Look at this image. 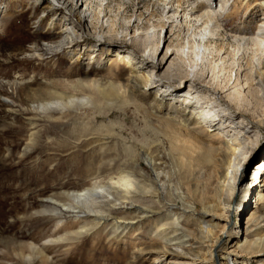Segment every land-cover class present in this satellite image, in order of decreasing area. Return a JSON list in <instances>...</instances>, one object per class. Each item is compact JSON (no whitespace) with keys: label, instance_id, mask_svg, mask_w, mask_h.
I'll return each mask as SVG.
<instances>
[{"label":"bare ground","instance_id":"bare-ground-1","mask_svg":"<svg viewBox=\"0 0 264 264\" xmlns=\"http://www.w3.org/2000/svg\"><path fill=\"white\" fill-rule=\"evenodd\" d=\"M56 1L61 2L63 6L47 1L46 8L59 10L64 7L69 12L76 13L80 7L84 6L85 22L94 20L92 28L99 30L95 33V37L108 42L116 40V35H120L122 39L129 36L130 42L139 47L148 58L157 55L159 40L163 38L167 45L158 67L160 68L169 60L166 69L168 76L178 79L185 85L190 81L189 75L192 74L198 80L203 78V81L214 86L215 89H223L231 84L232 87L228 90L232 89V92L227 95L231 102H234L238 109L243 108L245 111L252 114L259 113V117H264V27H262L264 0H245V9L249 8L251 1H255V4L258 1V9L261 10L263 20L258 26L256 25L257 27H251V24L245 21L242 25H233L239 16L240 9L235 6L228 12L224 4L229 0H224V3H220L217 8L216 3L213 6L211 3L200 0H158L162 3V14L157 17L156 22L146 25L151 19L156 18L152 12L145 17L140 12L137 15L133 13L132 16L136 17L134 22L140 21L143 17L144 24L140 26L138 23L130 25L128 20L130 18L120 15V11L110 16L111 4L114 0ZM143 1L128 0L134 9L137 8L136 10L140 8ZM239 1L241 0L237 2ZM118 4L123 5L121 2ZM94 5L97 11L93 8ZM224 19L227 20V24L223 29L225 33H228L231 41L230 51L225 48L224 36L220 33L222 28L220 21ZM126 20L128 25L124 24ZM130 26L133 31L129 30ZM63 27L70 30L71 41L80 39L76 23L66 20ZM227 27L229 30H226ZM63 44L62 40L57 39L52 41L49 47L61 48ZM115 51L117 57H120V50ZM120 59L123 60V57ZM140 62L139 66H135L137 70H131V76L123 81L105 75L102 79L75 80L77 83L70 87L73 89L72 92L57 89H49L41 94L34 92L36 104L32 109L30 108V111L37 114L40 112L63 113L75 106L92 111L93 107L107 103L131 105L146 118L148 124L154 125L153 119L157 122L160 133L169 138L172 149L181 151L178 152V157L175 158L176 156L174 157L171 152H154L153 144H138L136 140H124L121 131L117 130V126L112 123L95 126L94 119L97 115L93 114V120L78 124L80 137L84 136L85 140L82 144L94 143L103 147L110 145L127 152H115L108 164L98 163L97 166L86 169L73 167L74 176L80 177L82 184L72 185L69 181L61 183L60 192L56 195L33 197L34 201H30L28 197H17V192L22 190L23 186L26 187L22 185L23 183L15 186L13 182L0 180V195L5 196L2 200L5 205L0 203L1 217H12L16 221L28 222L30 225L38 224L44 228H48L52 222L61 223V220L68 218L73 225L64 230L60 229L61 227L55 229L46 236L47 240L41 243L39 242L42 239L37 236L32 237L31 243L22 246L20 244L18 248L12 250L13 254L7 253L6 257H11L17 261V264H57L54 261L56 258L67 263V259L61 256L83 251L84 242L81 243L79 240L88 237L100 227L106 226L108 238L119 239L123 233L125 237L137 232L140 229L138 225L151 217L155 219L152 236L159 240L154 241L147 249L153 248L165 253V259L158 260V264H166V262L167 264H210L213 247L220 242L219 233H226L228 236L231 229L230 225L226 228L227 221L221 223L222 216L228 211V205L227 207L224 205V199L228 195L231 197L237 188L240 181V167L253 154L257 132H253L250 136L251 131L248 130L245 132L246 136L241 138L231 134L232 143L226 145L222 144L226 141L219 142L218 145L205 142L204 144L194 134L198 131V125L206 121L207 113L200 107V100L195 106L186 102L187 106L193 110L194 116L187 117L184 112L172 108V113L158 114L157 110L146 104L145 94L139 92L140 84L149 81L153 85L159 83L153 78L155 67L149 70L148 65L142 63L144 60L141 59ZM124 67L132 68L128 58L124 61ZM192 91L207 93L202 85L193 86ZM204 96L207 101L201 104L205 103L208 113L216 115L217 106L220 104L213 105L216 100L210 94ZM157 103L159 109L167 106L162 101ZM249 106L252 107L249 108ZM207 121L214 127L208 130L211 132L210 140L216 142L219 138L218 130L222 124L214 123L212 119ZM230 121L233 123L232 120ZM88 124L90 126H87ZM35 137V132H30L29 143L32 144ZM89 139L90 142L86 141ZM162 143L160 141V144ZM28 144L26 146L31 149V145ZM184 149L190 153L204 149L215 163L216 169L214 167L209 170L208 179L205 177L206 180L203 183H197V180L193 183L185 181L181 170L174 168L177 165L176 159L182 162L187 157L182 152ZM8 151L12 154L10 147ZM27 153L23 154V157L27 156ZM165 156L174 161L172 169H167ZM254 170L257 174L264 173V163L258 164ZM247 183L243 184L245 186L241 193L255 190V186L246 187ZM38 191L41 195L42 190L38 189ZM257 193V199L263 207L264 193L258 191ZM197 206L201 207V211L194 215ZM164 209L167 214L162 213ZM257 213L252 211L245 218L244 227L248 236H242L231 245H229V239H226L220 256L223 264H227L230 254L238 255V257L264 255V211ZM46 234L43 233V236ZM59 245H63L62 250L56 248ZM96 249L91 248L87 251ZM172 249L178 251V257L186 256L189 262L179 258L168 259L166 255ZM128 262V264L133 263L131 259ZM260 264H264V260Z\"/></svg>","mask_w":264,"mask_h":264},{"label":"rangeland","instance_id":"rangeland-1","mask_svg":"<svg viewBox=\"0 0 264 264\" xmlns=\"http://www.w3.org/2000/svg\"><path fill=\"white\" fill-rule=\"evenodd\" d=\"M47 1L63 6L56 0H0V180L13 182L15 186L23 183L22 185H26V187L23 186V189L17 192V197H28L30 201H34L33 197L56 195L60 192L61 183L69 181L72 185L82 184L81 178L74 176L73 167L86 169L97 166L98 163L108 164L115 152H127L123 149H115L110 145L103 147L94 143L82 144L85 140L84 136L80 137L78 124L93 120V114L97 115V118L94 119L95 126L112 123L117 126V130L121 131L124 140H136L138 144H153L154 152H171L177 158L178 152L181 151L172 149L169 138L160 133L157 122L153 119L154 125L148 124L146 118L142 117L131 105L120 103L109 105L107 103L93 107V112L77 108V106L68 108L63 113L46 112L43 114L40 112L37 114L30 111L36 104L33 97L34 92L41 94L49 89L72 92L73 89L70 87L76 84V81L102 79L105 75L123 81L131 76V70H137L135 66H139L142 59L144 60L142 63H146L149 70L155 67L153 78L159 83L153 85L149 81L140 84L139 92L145 94L146 104L157 110L158 114L172 113V109H177L184 112L187 117L194 116L193 110L187 106L186 102L195 106L200 100V107L207 113L206 121H202L198 125V131L194 134L201 139V142L218 145L219 142L226 141L222 143L226 145L232 143L231 134L241 138L246 136L245 132L248 130L251 131L250 136L253 135V132H257V140L253 144V154L251 153V157L244 161L240 167V183L238 182L232 196L228 195L224 199V205L226 207L228 205V211L222 216L221 223L227 221L226 228L230 225L231 229L228 236L226 233H219L220 242L213 247L212 258L209 262L210 264H223L220 256L226 239H229V245H231L236 240H240L242 236H248L244 227L245 218L252 211L258 213L264 211V206L262 207L257 199V191L264 193V173L257 174L254 170L258 164L264 163V117H259V113L252 114L243 108L238 109L227 96L229 92H232V89L228 90L232 87L231 84L223 89H215L214 86L203 81V78L198 80L192 74L189 75L190 81L185 85L181 84L178 79L175 80L168 76L166 69L169 60L160 68L158 67L167 45L163 38L160 39L161 41L159 40L157 55L154 53L153 57L148 58L139 47L130 42L129 36L122 39L120 35H116V40L108 42L95 37V33L99 30L96 31L92 28L94 20L85 22L84 6L80 7L76 13H71L64 7L59 10L48 9L46 8ZM200 1L211 3L213 6L216 3V8L220 3H224V0ZM237 1L229 0L224 4L228 12L235 6L240 9L239 16L233 25H242L245 21L251 24V27H257L263 20L261 10L258 9V1L256 4L255 1H251L248 9H245V0ZM119 2L123 5L120 6ZM161 4V1L158 0H144L140 8L136 10L137 8L134 9L128 0H114L111 4L112 12L109 14L113 16L120 11V15L130 18L128 19L130 25L138 23L140 26L144 24L143 17L152 12L156 18L146 24L150 25L152 22H156L157 17L162 14ZM93 8L98 10L95 5ZM134 12L136 15L139 12L143 14L140 21L134 22L136 19L135 16H132ZM66 20H70L73 24L76 23L80 39L73 37L74 41L69 39L71 32L63 27ZM128 20L125 23L122 22L128 25ZM119 21L121 22V19ZM220 22L222 26L220 33L224 36L225 48L230 51L231 41L228 38V33H225L223 29L224 26L226 27L227 20L224 19ZM263 25L262 23V27H264ZM228 28L226 30H229ZM129 30L133 31L131 26ZM57 39L64 42L63 46L61 48L49 47L50 43ZM116 49L120 50V57H117ZM121 57L123 60L120 59ZM126 57L132 64V68L124 67ZM232 76L234 77V72ZM195 85H202L206 88L207 93L193 92ZM204 93L210 94L216 100L213 105L220 104L217 106L216 115L208 113L205 103L201 104V102L207 101ZM158 101H162L167 106H162V109H159ZM91 107L92 105L89 109ZM251 107L249 106V108ZM208 119H212L214 123L222 124L218 130L219 138L216 142L210 140L211 132L209 131L214 127L210 125ZM33 131L36 137L31 144L28 140L30 132ZM238 131L240 132L238 133ZM86 141L90 142L91 140ZM160 141L163 143L160 144ZM28 143L31 145V149L26 146ZM8 147L12 154L8 151ZM204 151V149H199L194 151L196 153H190L184 149L182 152L187 157L182 162L176 159L177 165L174 168L181 170L185 181L193 183L197 180V183L201 184L206 180L205 177H208L209 170L215 167L208 152ZM25 153L28 155L23 157ZM8 154L10 155L8 156ZM188 158L191 159L188 160ZM165 159L167 169H172L174 161L168 156H165ZM217 169L219 168L217 167ZM245 182H248L246 187L255 186V190L241 193ZM38 189L42 190L41 195H39ZM4 198L5 196L0 195V203L3 205H5L2 202ZM189 198L191 201L193 200L190 195ZM200 211L201 207L197 206L194 215L199 214ZM162 213L167 214V211L164 209ZM154 224L155 219L147 218L141 225H138L140 229L135 232L136 234L124 237L125 233L122 235L120 233L119 239L108 238L106 226H102L89 234L88 237L79 240L81 243L84 242L83 251L79 250L75 254L61 256V258L67 259V263L63 262L61 258V260L59 258L53 260L57 264H75L77 262L79 264H128L131 259L132 264H158V260L165 259V253L153 248L147 249L154 241L159 240L152 236ZM68 227H73L72 221L68 218L61 220V223L52 222L48 228H44L38 224L30 225L28 222L16 221L12 217L0 216V264H17V261L6 257V254H13L12 250L18 248L20 244L22 246L31 243L32 237L37 236L42 239L39 242L41 243L47 240L46 236L55 229L64 230ZM43 233L47 234L43 236ZM62 246L59 245L56 248L62 250ZM91 248L97 249L87 251ZM177 253L178 251L175 249L169 250L166 257L168 259L179 258L189 262L186 256L178 257ZM229 257L227 264H260L264 260V255L238 257V255L230 254Z\"/></svg>","mask_w":264,"mask_h":264}]
</instances>
